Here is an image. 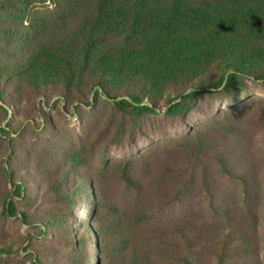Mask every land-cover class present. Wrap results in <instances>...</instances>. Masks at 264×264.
<instances>
[{
	"label": "rangeland",
	"instance_id": "obj_1",
	"mask_svg": "<svg viewBox=\"0 0 264 264\" xmlns=\"http://www.w3.org/2000/svg\"><path fill=\"white\" fill-rule=\"evenodd\" d=\"M27 2L28 9H52L47 1ZM6 100L9 116L0 101V264H70L74 240L87 263L113 264L118 247L106 235L109 220L137 214L153 226L185 220L212 241L235 224L252 233L251 260L264 264V80L207 90L180 116ZM220 159L243 180L227 178ZM125 167L133 184L119 177ZM61 173L70 178L65 190L78 188L74 204L57 185ZM182 184L174 205L182 209L172 211L168 200ZM5 201L14 215L2 214Z\"/></svg>",
	"mask_w": 264,
	"mask_h": 264
},
{
	"label": "trees",
	"instance_id": "obj_2",
	"mask_svg": "<svg viewBox=\"0 0 264 264\" xmlns=\"http://www.w3.org/2000/svg\"><path fill=\"white\" fill-rule=\"evenodd\" d=\"M27 1L0 0L4 116L11 114L7 98L15 106L35 98L38 106L180 116L207 90L264 80V0H35L52 5L47 13ZM219 163L227 178L243 180ZM119 177L133 184L126 167ZM57 179L74 204L78 188L65 190L67 173ZM185 185L172 192V211L182 209L174 205ZM1 211L15 213L7 201ZM109 221L106 235L118 247L113 264H259L249 253L252 233L235 224L212 241L185 220L153 226L137 214ZM72 245L70 264H99L80 255V242Z\"/></svg>",
	"mask_w": 264,
	"mask_h": 264
}]
</instances>
